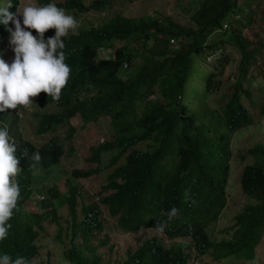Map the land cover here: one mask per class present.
<instances>
[{
  "label": "trees",
  "instance_id": "trees-1",
  "mask_svg": "<svg viewBox=\"0 0 264 264\" xmlns=\"http://www.w3.org/2000/svg\"><path fill=\"white\" fill-rule=\"evenodd\" d=\"M110 1L64 0V7L80 14L101 10ZM193 6L183 22L162 13H117L95 26L80 21L81 27L65 39L49 42L43 73L48 88L37 101L51 102L57 110L41 112L35 128L54 131L65 121L70 134L68 118L75 113L93 124L102 117L105 139L84 157L99 165H73L68 175L87 177L100 168L107 171L96 191L97 203L81 204V216H76L75 209L78 183L69 179L62 191L55 183L40 189L44 194L38 205L48 209L32 212L24 206L33 190L26 185L33 166L29 168L25 158L35 159L42 170L49 169L72 147H64L56 133L35 146L10 131L14 138L11 153L16 158L22 155V168L11 181L23 184L0 193V264H50L48 258L39 257L37 236L40 219L47 213L57 223V238L62 230L67 237L58 264H108L101 262V253L90 242L107 223L110 229H104L97 243L107 251L117 242L109 234L155 227L165 235L188 236L193 243L198 240L197 251L208 253L211 259L233 255L252 261L264 232L263 144L245 149L251 160L241 167L239 184L247 200L234 211L227 235L211 237L207 226L218 218L227 200L223 182L232 154V133L264 115V73L255 75L264 70L257 63L264 44L242 33L264 18V0H197ZM33 28L45 33L48 25L43 22ZM99 45L112 46V55L97 56ZM230 50L238 59L231 90L219 112L207 100L221 83L219 75ZM213 53L212 63L200 76V91L196 84L189 87L192 78L200 75L191 64ZM252 80H256V92ZM200 95L192 106L189 101ZM204 97V104L198 105ZM7 141L0 128V155ZM103 152L107 153L104 164ZM235 154L245 157L241 151ZM64 203L68 220L62 229L54 204ZM186 257L187 253L168 248L151 235L127 250L117 264H184Z\"/></svg>",
  "mask_w": 264,
  "mask_h": 264
},
{
  "label": "rangeland",
  "instance_id": "rangeland-1",
  "mask_svg": "<svg viewBox=\"0 0 264 264\" xmlns=\"http://www.w3.org/2000/svg\"><path fill=\"white\" fill-rule=\"evenodd\" d=\"M2 0H0L1 2ZM28 0H18L19 3H23ZM89 0H83L86 4ZM197 0H111L109 6L101 10H88L81 12L77 18L79 22L81 21L83 25H98L106 18L114 14H122L125 16H138L143 14H151L153 16L157 13H162L169 15L170 17L184 21L187 15L192 11L193 5ZM75 14L69 13L67 11H62L54 9L51 11V15L48 18L50 25V30L53 33L61 32L63 26L68 24V20L75 16ZM264 17V16H263ZM76 19V18H74ZM21 31L19 34H12L10 37L5 38L2 45V49L6 54L7 58L12 62V65L16 69H23L26 71L36 70L45 60L44 47L32 46L31 35L25 34V28L23 24L18 26ZM242 33L245 35H251L254 38H260L261 42L264 44V18H258L257 23L252 29H243ZM24 36V38H22ZM264 47V45H263ZM228 62L223 66L219 79L221 83L217 89L208 97L207 103L215 107L217 111L222 110V106L231 90V83L235 74V65L238 59V54L230 50L228 51ZM215 54H208L204 57V61L198 64H191L192 70L200 73L192 78L190 81V86L195 84L197 91H200L201 80L200 76L205 72V67H209L212 63V58ZM257 63L260 64V68L264 65V48L259 50L257 54ZM202 57V56H201ZM249 72L253 76V71L250 68ZM264 73V70L257 73L258 77ZM261 77V76H260ZM253 91L256 92V80H252L250 83ZM40 91L33 88V84L30 78H26L23 81L22 89L20 93L14 94L12 98V103L14 108L17 110V122L14 124V129L19 139L27 140L35 146H39L41 143L46 141V137H51L53 134L50 131L40 134L35 130V125L37 118L41 112L45 111H55L57 108L53 103L40 104L36 101ZM200 97L196 96L189 101L193 103L192 106L200 101ZM246 103L245 98H242ZM205 97L202 102L198 105H202L205 102ZM216 100V101H215ZM9 118V114L4 119L5 123ZM71 121L72 131L68 133V124L63 121L57 125L53 131L60 138L61 143L64 147L69 144L72 149L68 154L64 153L60 157L59 162L49 169H44L42 171L36 170L33 174V186L35 190L33 191V197H30L24 201V206L32 211H41L48 209L47 207H40L35 199H41L38 195L43 194L40 191L43 190L45 185L56 184L58 190L62 191L64 189V183L66 179L75 181L78 183V191L76 193V216H81L82 211L79 209L81 204H88L90 202L97 203L96 191L99 189L100 184L103 183L104 175L107 169L100 168L97 173L90 174L87 177H70L68 175L69 167L76 165L82 167L96 166L99 165L97 161H86L84 157L88 156L91 152V147L95 145L96 142H102L105 139V134L103 131L105 128L102 124V117H99L98 123L93 124L87 120H82L78 114H74L68 118ZM7 129L9 125L6 123ZM9 135L10 130L8 131ZM255 143H261L264 145V115H261L259 119L253 123L245 126L244 128L234 131L230 138V168L228 172V177L225 183L224 193L227 197L224 206L218 214V218L215 221H210L208 224L209 235L216 239L225 237L227 235L228 226L233 221L234 211L239 207V205L247 200L238 184V174L240 168L245 162L251 160V156L245 151L246 148L253 146ZM241 151L245 154L243 159H239L236 156V152ZM71 158L70 159H67ZM107 157V153L103 152L101 163L104 164ZM122 159V157H120ZM14 167V166H12ZM55 206V214L57 216V221H59L62 229H64L66 221L68 220L67 207L66 204ZM101 216L104 219L105 214L101 212ZM107 218V217H106ZM108 219V218H107ZM105 221V220H104ZM40 227L38 230V243H39V257L41 259L48 258L50 264L59 263V251H61L64 243L67 242V237L63 233V230L59 233V238L55 235L57 230V223L50 218V213L41 217ZM104 229H110V225L107 223L104 225ZM104 229L100 228L96 236L92 237L91 243L95 246V250L100 252L101 262L108 261V264H117L124 258V253L127 250H133L138 246L142 239L149 237L151 235L157 236L162 243L168 245V243L173 238H166L162 236L158 231L153 228H142L139 231L133 233H123V232H113L109 234V237L115 238V242L109 251L106 250L105 245L97 244L100 237L104 234ZM45 242H48L47 244ZM92 245V246H93ZM194 250H190V257L188 258L186 264H235L237 261H241L243 264H264V232L260 236L258 243L254 248V257L251 262L242 261L234 257L233 255L214 261L211 259L208 253L193 256Z\"/></svg>",
  "mask_w": 264,
  "mask_h": 264
},
{
  "label": "clouds",
  "instance_id": "clouds-1",
  "mask_svg": "<svg viewBox=\"0 0 264 264\" xmlns=\"http://www.w3.org/2000/svg\"><path fill=\"white\" fill-rule=\"evenodd\" d=\"M54 9L67 11L72 14H75L77 12L75 16L71 17L68 20V24L63 26L62 31L57 33L51 32L50 25L48 22V18L51 15V11ZM78 15H79V10L73 11L64 7V0H28L23 3H19L18 0H2L0 2V128L3 130V133L8 140L5 149L2 151L3 154L0 155V193L9 191L23 184V182L20 181L18 182L16 181L15 183L11 181L13 175L19 169L22 168L21 160H20L22 155L16 158L11 153V143L13 142L14 138L11 135H9L8 131L10 130L15 132V129L13 127L14 124L18 121L17 120L18 115L16 112L17 110L14 108V105L12 103V98H14L15 96L14 94L21 92L23 81L26 78H30L33 84V88L40 91L38 98L44 92V90L48 88L47 75H44L43 73L45 71V64L48 58L49 42L51 41L60 42L63 39H65L69 33H73L76 29H78V27H81L79 25L80 22L77 18ZM43 22H45L48 25L47 32L42 33L39 32L38 30L36 31V28H33V26L35 25L38 26ZM20 24L24 25L25 34L31 35L32 46L44 47L45 60L36 70L26 71L23 69L14 68L12 62L7 58L6 54L2 49V45L4 43L5 38L10 37L14 33L19 34L21 32L18 29V26ZM22 38H24V36H22ZM39 39H41V41H39ZM112 53H113L112 46L99 45L96 49V54L99 57H108L109 55H112ZM38 98H36V101ZM8 114H9V118L7 119L6 123L9 125V129H7V125L4 121V119ZM80 118L82 119L81 116ZM37 132H39L40 134L46 133V131L44 132L37 131ZM50 132L54 133L53 131ZM16 136L18 135L16 134ZM18 140H22V139H19L18 137ZM25 159L29 163V168L33 166L30 170L31 174H28L29 179H31L30 183L29 184L26 183L27 186L32 187L34 172L36 170L42 171V169H40L39 166H37L36 164L37 161L35 159L31 160L28 157H26ZM229 168H230V159H229ZM229 168L223 182V189L225 188V183L228 177ZM240 173H241V168L238 174V184L240 180ZM34 190L35 188L33 186V190H31L30 197H33ZM43 194L38 195L39 198L43 199ZM37 200L39 199H35L34 202L38 203ZM32 212L36 213V211H32ZM145 228H153L154 230L158 231L162 236H165L168 239L173 238L168 243V245L162 243L161 240L160 242L168 248H178V250L187 253L186 261L184 264H186L188 258L190 257V250H194L193 256L201 255L200 252H198L196 249L197 247H199L198 240L193 243L191 242L188 236L165 235L162 231L157 230L155 227H145ZM212 260L218 261L214 258H212Z\"/></svg>",
  "mask_w": 264,
  "mask_h": 264
}]
</instances>
